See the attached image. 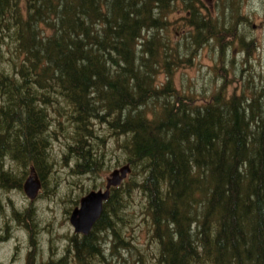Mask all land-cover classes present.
<instances>
[{"label":"trees","instance_id":"16d2710c","mask_svg":"<svg viewBox=\"0 0 264 264\" xmlns=\"http://www.w3.org/2000/svg\"><path fill=\"white\" fill-rule=\"evenodd\" d=\"M202 1L0 0V214L31 173L52 187L59 152L73 176L113 144L131 167L53 264H146L148 247L152 264H264V71L202 103L171 84L198 49L253 42L244 0Z\"/></svg>","mask_w":264,"mask_h":264},{"label":"rangeland","instance_id":"374dc122","mask_svg":"<svg viewBox=\"0 0 264 264\" xmlns=\"http://www.w3.org/2000/svg\"><path fill=\"white\" fill-rule=\"evenodd\" d=\"M202 4L209 8L211 14L214 12L212 8L214 0H203ZM202 11L206 13V9ZM242 13L249 18V24L243 21L239 25V29L246 34V41L252 38L251 46H240V43L236 40L231 48L227 47L222 51V57L220 56V49L214 43H212V46L206 45L198 49L195 56L193 55L194 61L191 66L174 71L171 82L174 88L182 92H193L196 97L195 102L202 103L213 92L220 89L226 95H230L234 91L237 93L240 89H244L247 94H251L261 86L260 78L264 71V0H244ZM182 14L184 15V13ZM185 16H187L186 12L183 17ZM227 22L224 21V23ZM163 74H160L159 79H164ZM57 135L59 141L56 142L55 149L59 151V144L62 145L64 139L61 135ZM111 150L113 151L111 152ZM120 153V148L115 146V144L110 145L106 161L98 175L73 176L69 168L70 159L63 158V155L59 152L54 157L56 163L54 176L52 177L53 185L50 189L49 185L46 188L40 186L38 193L32 199L22 189L3 190L2 196L4 197L8 214L18 219L15 218V222L10 228L11 230L5 232V235L8 236L10 234V237L5 242L0 243V264H21L20 261L13 262V258H17L18 254L23 256V251L15 250V248L21 241L27 245V248H31L35 242L34 236L36 234H39L44 239L50 235L53 239L52 244L55 245L54 260L61 256L67 243V237L75 234L68 220L71 210L77 205L75 203H78L81 196L89 189L97 190L103 187L105 179L112 170L128 163L125 154L118 158L116 157V154ZM114 165L116 167H113ZM56 183H59L58 187H56ZM74 183L76 184L74 185ZM85 189L88 190L84 193ZM140 199L141 196L136 192L133 195V201L136 202H132V204L134 215L141 218L143 216L139 203ZM33 206L39 208L38 212L42 215L39 220L34 219L30 214L15 212L14 210V208H18L23 212V209L28 208L26 211L28 212ZM0 220V227L3 228V232L8 220L3 218L2 215ZM12 222L11 220L10 224ZM48 222L50 226L47 225ZM18 225L20 226L18 227ZM43 225H46L50 232H48L49 229L45 232ZM132 229L136 230L135 225H133ZM19 233L23 237H20ZM51 237H48V239ZM48 246L50 247L49 244ZM151 252L152 247H148L146 264H152L155 253L151 254ZM105 264L119 263L113 258H109V261Z\"/></svg>","mask_w":264,"mask_h":264},{"label":"water","instance_id":"95a60500","mask_svg":"<svg viewBox=\"0 0 264 264\" xmlns=\"http://www.w3.org/2000/svg\"><path fill=\"white\" fill-rule=\"evenodd\" d=\"M130 170L128 163L115 168L105 179L104 189H92L81 196L78 205L71 210L68 218L74 233L84 236L89 234L102 213L103 203L109 198L110 189L120 185ZM39 187L40 182L33 175L28 176L23 183V191L31 199L36 196Z\"/></svg>","mask_w":264,"mask_h":264},{"label":"flooded vegetation","instance_id":"af4514ba","mask_svg":"<svg viewBox=\"0 0 264 264\" xmlns=\"http://www.w3.org/2000/svg\"><path fill=\"white\" fill-rule=\"evenodd\" d=\"M36 208L35 206L32 207V209ZM28 208H26L25 210L23 209V212L20 209H16L14 208L15 212L19 211L21 213H27L33 216V218L39 220V217H42L41 213L38 212V214L34 213V211L32 209H30L28 212L27 211ZM18 215V214H17ZM3 218H7V227L5 228V230L2 232L3 228L0 227V243L5 242L10 236V234H8V236L5 235V232L8 230H11L10 228L13 226L14 222H15V218H13V216L8 214V211H5V213L2 215ZM1 217V214H0ZM11 220L13 221L12 224H10ZM1 221V220H0ZM22 224V223H20ZM1 225V224H0ZM48 226H50V223L48 222L47 224ZM20 225H18L19 227ZM43 229L45 232H47V230L49 229L46 225H43ZM50 232V229L49 231ZM20 237H23L21 233H19ZM12 236V235H11ZM35 242L33 244V246L31 248H27V245L24 242H20L15 250H19V251H23V256H21L20 254L17 255V258L14 257L13 258V262L15 261H20L21 264H53V262H55V245L52 244V237L50 235H48V237H51L48 239V237L46 239L41 238V236L39 234H36L35 236ZM48 244L50 245V247L48 246Z\"/></svg>","mask_w":264,"mask_h":264}]
</instances>
